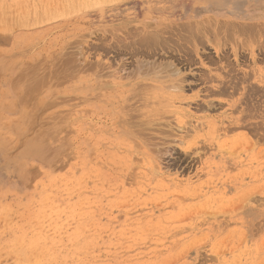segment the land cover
I'll list each match as a JSON object with an SVG mask.
<instances>
[{
    "label": "rangeland",
    "instance_id": "rangeland-1",
    "mask_svg": "<svg viewBox=\"0 0 264 264\" xmlns=\"http://www.w3.org/2000/svg\"><path fill=\"white\" fill-rule=\"evenodd\" d=\"M253 7L0 0V264H264Z\"/></svg>",
    "mask_w": 264,
    "mask_h": 264
},
{
    "label": "bare ground",
    "instance_id": "bare-ground-1",
    "mask_svg": "<svg viewBox=\"0 0 264 264\" xmlns=\"http://www.w3.org/2000/svg\"><path fill=\"white\" fill-rule=\"evenodd\" d=\"M245 12V11H244ZM264 15V8L263 7H260V8H251L250 9V18H254V17H261V16H263ZM214 22H215V20H214ZM254 22V21H253ZM259 22V21H258ZM200 23V22H199ZM211 23V22H210ZM216 23V22H215ZM208 24V23H207ZM201 25V24H200ZM206 25V24H205ZM209 25H211V24H209ZM209 25H207V27H210ZM216 25V24H215ZM224 25V24H223ZM243 25H245V24H242V25H238V26H240V27H238V28H236V32H239L240 34V36H239V38L242 36L245 40H247V39H249L250 41L252 40V42H253V40H260L261 38L262 39H264V26H261L260 27V25H258L259 27H258V29H252L253 27H255V24H254V26L252 25H249V24H247V25H245V26H243ZM262 25H264V24H262ZM195 26H198V25H195ZM202 26V25H201ZM201 26H200V28H201ZM212 26H213V23H212ZM227 26V25H226ZM236 26V25H235ZM206 26H204L203 28L205 29V33H206V28H207ZM221 27V26H220ZM228 28H229V26H227ZM231 27H232V25H231ZM234 27V26H233ZM237 27V26H236ZM198 28V27H197ZM202 28V29H203ZM218 28V27H217ZM217 28H214V29H212V27L210 28L211 30H209L208 31V33L210 32H214L213 34L214 35H217L218 34V32H219V30L217 29ZM257 28V27H256ZM199 29V28H198ZM207 29H209V28H207ZM231 29H233V28H231ZM235 29V28H234ZM225 31L227 30V28L226 29H224ZM217 31V32H216ZM225 31H224V33H225ZM229 31V29L227 30V32ZM232 31H234V30H232ZM235 32V33H236ZM204 33V34H205ZM230 32H228L227 34H229ZM193 34V33H192ZM207 34V33H206ZM205 34V35H206ZM234 34V33H233ZM258 35L259 34V36H257V37H254V35ZM188 35V34H187ZM190 35V34H189ZM208 35V34H207ZM229 35H231V33L229 34ZM229 35H226V37H228ZM196 36V35H195ZM224 35L222 34V37H223ZM9 37V36H8ZM241 37V38H242ZM1 38V37H0ZM238 38V37H237ZM146 39V38H145ZM194 39V38H193ZM225 39H227V38H225ZM229 40L231 39V38H228ZM244 39H242V40H244ZM261 39V40H262ZM4 40V39H3ZM232 40V39H231ZM256 40V41H257ZM248 41V40H247ZM255 41V42H256ZM264 40H262L260 43H262ZM243 43V41H240V43ZM254 42V43H255ZM235 43V42H234ZM244 43H246V42H244ZM249 43V42H248ZM257 43V42H256ZM264 43V42H263ZM240 45H242V44H240ZM260 45H262V44H260ZM244 46V45H243ZM150 47V46H149ZM72 68V67H71ZM75 69V68H74ZM30 72V71H29ZM34 73V72H33ZM71 73V72H70ZM28 74V73H27ZM29 80V79H28ZM38 83V82H37ZM37 85V84H36Z\"/></svg>",
    "mask_w": 264,
    "mask_h": 264
}]
</instances>
